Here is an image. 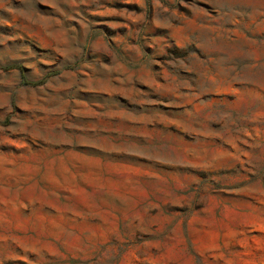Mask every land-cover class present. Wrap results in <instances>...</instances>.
Returning a JSON list of instances; mask_svg holds the SVG:
<instances>
[{
    "label": "rangeland",
    "instance_id": "1",
    "mask_svg": "<svg viewBox=\"0 0 264 264\" xmlns=\"http://www.w3.org/2000/svg\"><path fill=\"white\" fill-rule=\"evenodd\" d=\"M0 264H264V0H0Z\"/></svg>",
    "mask_w": 264,
    "mask_h": 264
}]
</instances>
